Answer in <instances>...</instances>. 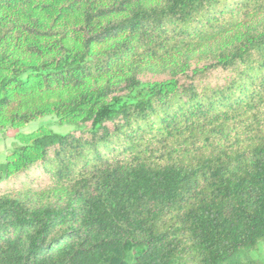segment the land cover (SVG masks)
<instances>
[{
  "label": "trees",
  "instance_id": "obj_1",
  "mask_svg": "<svg viewBox=\"0 0 264 264\" xmlns=\"http://www.w3.org/2000/svg\"><path fill=\"white\" fill-rule=\"evenodd\" d=\"M9 131L0 264H264V0H0Z\"/></svg>",
  "mask_w": 264,
  "mask_h": 264
},
{
  "label": "rangeland",
  "instance_id": "obj_2",
  "mask_svg": "<svg viewBox=\"0 0 264 264\" xmlns=\"http://www.w3.org/2000/svg\"><path fill=\"white\" fill-rule=\"evenodd\" d=\"M37 126V122L34 123H29L26 127H24L22 130L27 131L35 128ZM52 126L54 128H57V126L52 123ZM16 131H9L6 134H0V158L2 157V154H4L5 150L10 147L12 141H13V136Z\"/></svg>",
  "mask_w": 264,
  "mask_h": 264
}]
</instances>
